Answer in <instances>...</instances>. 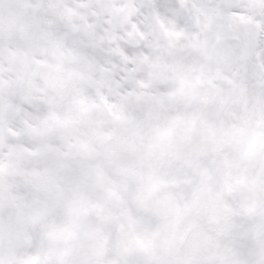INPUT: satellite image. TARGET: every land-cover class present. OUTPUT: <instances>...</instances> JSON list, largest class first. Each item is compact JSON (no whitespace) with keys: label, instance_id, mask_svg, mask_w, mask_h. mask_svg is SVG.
Returning a JSON list of instances; mask_svg holds the SVG:
<instances>
[{"label":"snow or ice","instance_id":"6c2138e0","mask_svg":"<svg viewBox=\"0 0 264 264\" xmlns=\"http://www.w3.org/2000/svg\"><path fill=\"white\" fill-rule=\"evenodd\" d=\"M0 264H264V0H0Z\"/></svg>","mask_w":264,"mask_h":264}]
</instances>
